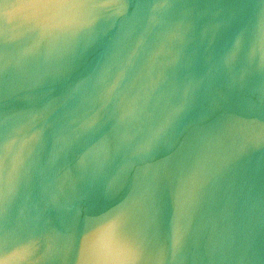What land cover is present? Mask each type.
<instances>
[{"label": "water", "instance_id": "obj_1", "mask_svg": "<svg viewBox=\"0 0 264 264\" xmlns=\"http://www.w3.org/2000/svg\"><path fill=\"white\" fill-rule=\"evenodd\" d=\"M4 264H264V0H0Z\"/></svg>", "mask_w": 264, "mask_h": 264}, {"label": "snow or ice", "instance_id": "obj_2", "mask_svg": "<svg viewBox=\"0 0 264 264\" xmlns=\"http://www.w3.org/2000/svg\"><path fill=\"white\" fill-rule=\"evenodd\" d=\"M0 264H4V260H3V250H0Z\"/></svg>", "mask_w": 264, "mask_h": 264}]
</instances>
